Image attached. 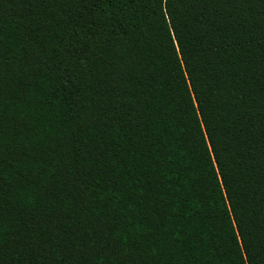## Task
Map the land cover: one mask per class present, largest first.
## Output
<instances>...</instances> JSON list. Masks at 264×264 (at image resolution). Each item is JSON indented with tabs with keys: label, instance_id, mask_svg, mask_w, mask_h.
Segmentation results:
<instances>
[{
	"label": "trees",
	"instance_id": "trees-1",
	"mask_svg": "<svg viewBox=\"0 0 264 264\" xmlns=\"http://www.w3.org/2000/svg\"><path fill=\"white\" fill-rule=\"evenodd\" d=\"M0 264H264V0H0Z\"/></svg>",
	"mask_w": 264,
	"mask_h": 264
}]
</instances>
